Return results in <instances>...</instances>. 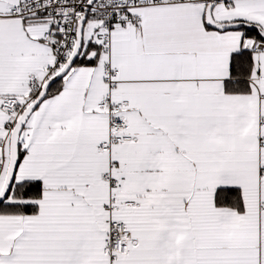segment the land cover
Listing matches in <instances>:
<instances>
[{
  "label": "snow or ice",
  "instance_id": "6c2138e0",
  "mask_svg": "<svg viewBox=\"0 0 264 264\" xmlns=\"http://www.w3.org/2000/svg\"><path fill=\"white\" fill-rule=\"evenodd\" d=\"M0 264H264V0H0Z\"/></svg>",
  "mask_w": 264,
  "mask_h": 264
}]
</instances>
